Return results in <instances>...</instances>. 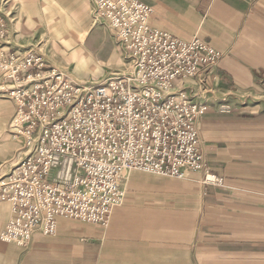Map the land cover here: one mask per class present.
<instances>
[{
  "label": "built area",
  "instance_id": "2783aa9c",
  "mask_svg": "<svg viewBox=\"0 0 264 264\" xmlns=\"http://www.w3.org/2000/svg\"><path fill=\"white\" fill-rule=\"evenodd\" d=\"M92 1L126 64L94 84L57 68L41 74V54L9 51L0 16V95L17 102L12 123L25 149L0 175V200L11 205L0 233L7 243L26 248L36 233L57 232L60 217L106 224L123 201L125 169L174 178L197 171L204 184L224 183L208 167L199 122L209 108L205 73L225 51L155 25L143 0ZM189 78L194 85H178Z\"/></svg>",
  "mask_w": 264,
  "mask_h": 264
},
{
  "label": "crops",
  "instance_id": "0c3cea01",
  "mask_svg": "<svg viewBox=\"0 0 264 264\" xmlns=\"http://www.w3.org/2000/svg\"><path fill=\"white\" fill-rule=\"evenodd\" d=\"M143 1L155 25L225 51L205 73L199 122L208 167L224 183L204 184L197 171L131 172L136 186L106 224L60 217L56 233L9 243L25 250L18 264H264V0Z\"/></svg>",
  "mask_w": 264,
  "mask_h": 264
},
{
  "label": "rangeland",
  "instance_id": "374dc122",
  "mask_svg": "<svg viewBox=\"0 0 264 264\" xmlns=\"http://www.w3.org/2000/svg\"><path fill=\"white\" fill-rule=\"evenodd\" d=\"M0 16L6 24L1 44L19 55L41 54L48 63L41 74L57 68L76 80L94 84L126 66L114 30L95 19L92 0H0ZM16 111V100L0 95V175L7 174L25 155L24 136L12 123ZM134 171L145 173L125 169L121 178L124 194L136 186ZM10 206L9 201L0 200V233L10 216ZM17 251L25 250L0 237V264H18Z\"/></svg>",
  "mask_w": 264,
  "mask_h": 264
}]
</instances>
